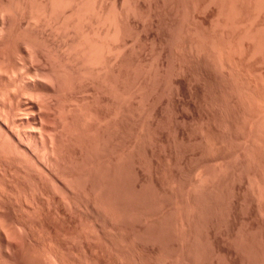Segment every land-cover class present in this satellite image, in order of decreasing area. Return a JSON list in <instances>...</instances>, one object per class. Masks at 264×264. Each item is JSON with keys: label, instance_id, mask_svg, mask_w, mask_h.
<instances>
[{"label": "bare ground", "instance_id": "bare-ground-1", "mask_svg": "<svg viewBox=\"0 0 264 264\" xmlns=\"http://www.w3.org/2000/svg\"><path fill=\"white\" fill-rule=\"evenodd\" d=\"M142 1L0 0V264H203L208 257V264L213 259L212 264H221L222 257L223 263L225 257H229L233 264H241L239 252L244 257L242 264H264V236L258 231L253 235L250 228L252 236L248 234L249 229L244 236L243 231L239 236L241 231L238 228V233L233 225L237 235L231 232L227 239L207 225V218H225L250 198L254 202L251 204H256L257 216L264 219V73L259 74L260 70L264 72V64L259 66L263 69L256 68L259 75L254 76L255 68L249 66L250 74L248 66L244 68L245 62L242 63L246 57L251 61L256 55L264 62V0H217L214 6L220 5L218 17L214 19L217 26L213 22L214 31L222 27L226 28L224 33L229 28L230 32L237 33L235 36L223 33L227 37L221 33V38L220 30H216L218 34L213 33L218 36L211 38L195 30L190 0H178L179 10L174 6L176 3L173 5V0H169L173 10L177 8L175 18L170 16V22L166 20L170 23L169 34L164 35L165 40L163 36L153 39L162 44L167 42L170 47L165 44L160 47V44L158 54L168 51L169 60L167 63L159 61L162 64L156 65V69L148 65L150 61L145 66L147 58L144 64L140 61L138 65L133 55L139 39L136 41L131 34L134 28L138 31L142 27L136 20L139 16L141 21L143 18L140 10L145 4ZM161 1L165 6L168 3V0ZM150 2L151 7L154 3ZM151 11L156 9L151 8ZM171 13L173 16L174 12ZM152 14L150 12L149 16ZM149 19L148 27L158 29L160 18L157 21L153 17L151 22ZM228 35L239 41L235 38L232 42V37L227 40ZM222 37L232 43L226 46ZM246 39L251 41L248 47ZM233 43L235 49L233 45L229 51ZM244 45L247 50L242 48L245 51L240 53L237 46L241 49ZM233 49L236 58L242 54L239 70L247 67V77L240 74L245 70L238 73ZM175 55L183 62L177 66L174 63L171 67L175 69L169 74L171 67L168 70L165 67L168 68L171 60H178ZM202 58L211 62L223 76L225 74V79L231 80L230 89L239 88V95H247L249 102L252 100L247 107L256 104L257 108H252L251 112L254 111L258 121L251 119L254 128L250 126L252 129L244 134L239 132L241 142L237 138L238 130V134L234 132L235 127L224 130L226 135L221 137L214 131L215 134H211L209 127L207 134L201 132V143L206 147L203 152L208 151L211 161L222 164H213L217 165L213 170L215 166H209L213 171L210 172L206 167L209 161L201 156L199 161L204 159V163H197L200 157L195 156L198 165L195 164L194 170L191 168L192 173L187 172L192 177L189 175L190 180H187L186 176L185 184L182 180H177L182 184L177 183L176 175L175 178L171 174V178L168 177L175 180L162 184L152 171L156 161H150L153 162L151 175L162 186L153 185V178L149 176V187L145 185L141 158L155 151L145 145L146 137L151 135L162 141L167 137L159 126L163 108L149 109L153 108L150 105L155 94H159H154L153 90L161 88L168 76L169 83L164 88L170 87L167 102L176 101V93L192 84L189 81L193 79L195 61L202 63ZM258 58L253 60L258 61ZM179 71L186 74L187 81L176 80ZM249 74L257 77L256 82L250 80L252 76L247 79ZM231 120L222 126L233 124ZM231 139L241 144L243 141L240 146L246 147L232 152ZM226 144L232 154L224 152ZM134 153L136 158H133ZM236 154L242 157L240 165L243 159V169L238 165L234 171L245 168L247 187H230L225 184L226 177L220 180L229 169L227 161ZM206 158L210 157L206 155ZM156 168L159 169L158 164ZM232 204L237 206L233 208ZM48 217L60 218L63 225H52ZM251 223L252 228L255 227ZM205 230L207 233L203 234ZM210 244L215 248H210Z\"/></svg>", "mask_w": 264, "mask_h": 264}, {"label": "rangeland", "instance_id": "rangeland-1", "mask_svg": "<svg viewBox=\"0 0 264 264\" xmlns=\"http://www.w3.org/2000/svg\"><path fill=\"white\" fill-rule=\"evenodd\" d=\"M142 1V0H141ZM147 2V3H145V2ZM167 1V0H166ZM175 1V2H174ZM210 1L211 0H190L189 1V4H190V6L189 7H192V8H190V10L192 9L193 11V16H194V18H193V23H194V27H195V30L196 31H198L199 33L201 32V34L202 35H205V36H207V37H216V36H218L219 35V37L221 38V36H223L224 34L225 35H227V33H231V34H233L234 36H235V34H237L236 32H234L233 33V31H229V30H232V29H230L229 28V32L227 31V33H224L226 30V28L223 30V28L221 29V28H219V29H215V31H214V28L217 26L216 25V21H214V19L216 20V18L218 17L217 15V10H218V8H219V5L220 4H218L216 7L214 6V5H216L217 3H218V1L217 0H215V1H211V3H210ZM144 4H145V6H144V8L142 9L141 8V10H140V8L138 9V11L140 10L141 11V15H142V21H143V19H144V24L143 23H141L142 21H141V19H139V18H141L140 16H139V18H137L136 20L140 23V25L142 26L140 29H138V31H137V29H133L132 30V32L134 33V34H131L132 35V38L134 37V39L137 41V43L136 42H134V44L135 45H137V46H135L134 48L136 49V51H133V55H134V59L136 60V62L138 63V65H139V62L141 61V63L145 60V58H147L146 60V63L145 62H143L142 64H146L145 66H147V64L149 65V66H152V69H154V66H155V69L157 68V66H160V64H162L163 63V61L164 60H166V62L165 63H167V61L169 60V54H167L168 53V51H167V53H163V55H160V54H158V52L160 51H158V49L160 48V47H162V45H164L165 43H160L159 41H157V42H159V44H157L156 45V41L155 40H153V39H156L155 37L156 36H160L159 38H161L162 36V39L164 38V35H165V37H167V35L169 34H167V32H169V25H170V20H171V18H175V12H176V10H177V8H178V10H179V7H178V5H180V7H181V3L178 1V0H173V5H174V3H176L174 6H176V7H174V10H173V7H172V3H169L170 1L168 0L167 2L169 3H166L167 5L165 6V4L163 3V1H158V0H151V4L152 3H154V5L152 4L151 5V7L149 6L150 4L148 3L149 2V0H143L142 1ZM159 3V4H158ZM180 3V4H179ZM220 3V2H219ZM157 4V5H156ZM164 4V5H163ZM170 4H171V6H170ZM159 5V6H158ZM163 5V6H162ZM169 5V6H168ZM212 5V6H211ZM153 6V7H152ZM157 6H158V8H157ZM161 6V7H160ZM168 6V7H167ZM211 6V7H210ZM156 7V8H155ZM163 7H165V8H163ZM151 8H152V10L154 9H156V11H153L155 14H152L153 12L151 11ZM172 9V10H171ZM147 10H150V12H151V14H152V17L151 16H149L150 15V12L148 13V11ZM162 10V11H161ZM171 11L172 12H174V15L172 16V14L173 13H171ZM263 11H264V7H263ZM146 12H147V14H146ZM157 12V13H156ZM170 12V13H169ZM261 13H263L262 11H261ZM157 14H158V16L159 17H157ZM217 14V15H216ZM264 14V13H263ZM263 14H262V17H263ZM143 15H145V17L143 16ZM156 15V16H155ZM151 17L152 19H153V17H154V19H156L157 21L159 20V18H160V20L158 21V25H160L159 27H158V29L157 28H153L152 29V26H151V23H150V26L151 27H148L149 25H148V19L149 18H147V17ZM170 16H171V18H170ZM215 17V18H214ZM261 17V18H262ZM147 19V22H145V20ZM151 19V20H152ZM150 20V19H149ZM151 20H150V22H151ZM166 20H168V21H166ZM259 20V19H258ZM141 21V22H140ZM161 21H162V24L164 25H162L161 24ZM197 22V23H196ZM213 22H214V24L216 25H214L213 24ZM146 23V24H145ZM197 24V25H196ZM145 27H144V26ZM161 26H163V27H161ZM168 26V27H167ZM198 26V27H197ZM220 27V26H219ZM197 28V29H196ZM136 32H135V31ZM216 30H220L219 32V34L216 32ZM240 30V29H239ZM239 30H237V31H239ZM143 31V32H142ZM224 31V32H223ZM234 31H236V30H234ZM252 31V30H251ZM138 32L140 33V34H138ZM141 32H142V35H141ZM157 32H158V34H157ZM159 32H160V34L161 35H159ZM214 32H216L217 34L215 35V34H213ZM240 32V31H239ZM238 32V33H239ZM221 33H222V35H221ZM224 33V34H223ZM253 33V32H252ZM156 34V35H155ZM134 35V36H133ZM136 35V36H135ZM137 35H139V36H137ZM142 37H141V36ZM153 35V36H152ZM221 35V36H220ZM224 35V36H225ZM232 35V36H233ZM229 37L227 38V40L229 39H231L232 40V36H230V35H228ZM136 37V38H135ZM140 37V38H139ZM153 37V38H152ZM225 37H227V36H225ZM224 37V38H225ZM232 37V38H231ZM223 38V37H222ZM223 38V40L225 41V43H226V46H227V44H229V42L227 41V40H225ZM237 39V41H239L238 40V38L237 37H234L233 38V40H232V42H234V39ZM140 40H142V41H140ZM164 40H165V38H164ZM163 40V42H165ZM247 40V39H246ZM246 40H244L245 41V44H246V46L248 47V44H249V42H251V41H248V42H246ZM223 41V42H224ZM237 41L235 40V43L236 44H238L239 45V43H237ZM222 42V43H223ZM232 42H230V43H232ZM241 42H243V41H241ZM241 42H240V44H241ZM225 43H223V46H225L224 44ZM235 43H233V44H231V47H229V51H232L230 48H232V46L235 44ZM244 43V42H243ZM243 43H242V45H240V46H243ZM161 44V45H160ZM166 44H167V42H166ZM165 44V45H166ZM220 44H221V42H220ZM235 44V45H236ZM139 45V46H138ZM160 45V47L158 48V46ZM164 45V46H165ZM235 45L233 46V48L235 47ZM168 48L170 47L169 45H166ZM225 46V47H226ZM240 46H239V48H238V46H237V49H239V51H240V53H242V50H244L245 51V49H242V48H246V50H247V47H245V45H244V47H241V49H240ZM228 47H227V49H228ZM264 47V46H263ZM148 48V49H147ZM155 48V49H154ZM167 48V50H169ZM161 49V48H160ZM163 49H166V48H164L163 47ZM235 49V48H234ZM233 49V50H234ZM134 50V49H133ZM141 50V51H140ZM151 51V52H150ZM166 51V50H165ZM236 51H238V50H236ZM239 51H238V53H239ZM135 52V53H134ZM145 53V54H143V53ZM154 52V53H153ZM234 52H235V50H234ZM153 53V54H152ZM156 53V54H155ZM160 53V52H159ZM232 53V52H231ZM238 53H237V56H238ZM243 53H245V54H243L244 56H246L247 54H246V52H243ZM165 54V55H164ZM167 54V55H166ZM182 54V53H181ZM234 53H232V55H233ZM133 55H132V59H133ZM142 55V56H141ZM146 55H148V56H146ZM151 55V56H150ZM154 55V56H153ZM161 57H160V56ZM240 55V57L237 59L235 56H236V52H235V54H234V56H233V58L235 57L236 59H234V60H236V63H235V66L237 65H239L237 68V70H239V68H240V66H241V64L242 63H244L245 62V64L247 63V65H245L244 64V68H245V66H248V68H249V66H251L250 68L251 69H253L254 70V68H255V73L253 72V75L255 74L256 75V73H257V75H259V74H261V73H264V72H262V70H260L259 68H261V69H263L262 67H259L260 65H262L261 63H263L264 64V62H263V60L261 61V59L262 58H260V60H259V58L257 57V56H259V55H256V56H254V57H252L251 58V61L250 60H247V59H249L248 57H246V60L245 59H241L242 60V63L240 62L241 60H239L240 58H241V56H242V54H239ZM262 55V54H261ZM139 56V57H138ZM162 56H164V57H162ZM167 56V57H166ZM175 56H177V58H178V60L177 59H175L174 61L175 62H172V60H171V64L168 66V68H167V66L165 67L167 70L169 69V67H171L174 63V66H177L176 64H180V63H182L183 61L180 59L181 57L180 56H178V55H175ZM174 56V58H176ZM248 56H250V55H248ZM136 57L138 58V59H136ZM144 57V58H143ZM153 57V58H152ZM258 58V61L257 60H253L254 58L255 59H257ZM150 58V59H149ZM161 58H165V59H161ZM167 58V59H166ZM133 59V60H134ZM199 59V58H198ZM200 59H201V57H200ZM199 59V60H200ZM203 59V58H202ZM153 60V61H152ZM163 60V61H162ZM198 60V61H199ZM237 60H239V61H237ZM148 61H150V62H148ZM159 61H161L160 63H159ZM196 61H197V59H196ZM195 61V64H194V71L192 72V82H190L189 81V84H191V85H189V86H191L190 87V89H189V86L188 85H186V90L184 89V88H181V90H183V92L182 91H180V93H176V95L178 96H176L177 98H174V99H176V101L174 100V102L172 101V99L171 98H173V97H171L170 99V101H171V103H170V101H169V104H168V99H169V92H167V91H169V89H170V87H169V89H164L168 84L167 83H169V80H167V77H166V80L162 83V85H161V88H155L154 90H153V92H154V94L156 93V92H159V94L158 93H156L155 94V100L153 101L154 103L155 102H157L156 104H154L153 102L151 103V105L150 106H152L153 108H149L150 110L152 109H154V107L155 106H158V107H160V108H163V109H161L162 110V113H163V119H162V122H161V124L159 125L161 128H160V130H162L163 129V131H164V133L166 132L167 134V137H165V138H163L164 140L162 141V139H159V140H157L154 136H151L150 135V137L149 136H147L146 138V140H145V145L147 146L148 145V147H151L152 148V151H155V152H152V155L154 156H150V153H149V155L147 154V152H146V154L147 155H145L144 154V156H142V158L141 159H143V162H142V169H143V173H145L144 174V177H145V182L146 183H148V182H150V180H151V178H150V180H149V176L150 177H152V175H151V173H153L152 171H154V173L153 174H155V177H156V179L157 178H159L160 179V181L162 182V184H165V185H167L168 184V182H171V181H173V179L174 178H172V179H170L171 177H170V174L172 175V177L174 176V175H176V181L178 180V181H180V180H182V181H184L183 183L185 184V183H187V180H190L189 179V177H192L191 176V174H187V172L188 173H192V172H190V171H193L194 170V168L198 165L197 163L198 162H203L204 163V159H202L203 161H199L200 159H201V156H203V158L205 157V160L206 161H209L208 163V166L206 165V167H207V170L208 171H210V172H213V171H211V170H213V169H215V168H217L215 165V167L214 166H212L213 164H215L216 162H213V161H211L212 160V156H208L209 155V153H208V151L207 150H205V151H207V153L206 152H203L204 150H203V148L204 149H206V147L205 146H202L203 145V143H201V139H202V136H203V134H207V129H209V128H211V129H209V132L212 134V133H214V132H216V135L218 136H224V135H226V133L225 132H227V128H233V127H235L236 129H234V132L236 131V130H238V133L240 132V133H242V134H244V133H247L246 131H250L252 128H254L253 127V125H251V124H253V121L252 120H256V121H258L257 119H258V117L253 113V112H251L253 109L252 108H257V106H256V104H254L253 106L254 107H252V104L249 106V107H247V105H249V103H251V99H250V102L248 101V100H246L247 98L246 97H248L247 95H244V94H242V95H239L240 93H241V91H238L239 90V88H234V89H230V88H232L231 86H232V84H230V81L228 80V79H225L226 77H224L225 76V74H224V76H223V73H220V72H218V70H216V69H214V67H213V65L212 64H210L209 63V61L207 62V61H204V59L203 60H201L202 61V63L201 62H199L198 63V61L196 62ZM254 63H253V62ZM257 61V62H256ZM148 62V63H147ZM178 62V63H177ZM204 62H207V63H205L204 64ZM249 62H250V64L251 65H248L249 64ZM152 63V64H151ZM154 63V64H153ZM204 64V65H203ZM254 64V65H253ZM157 65V66H156ZM207 65V66H206ZM212 67H211V66ZM253 65V66H252ZM256 66H258V67H256ZM263 67H264V65H262ZM196 67V68H195ZM243 67V66H242ZM249 68V69H250ZM256 68H257V70L259 69L260 70V73L259 72H256ZM171 69H175L174 67H171L169 70H168V72H169V74L171 73ZM251 69L250 70H248L247 69V67H246V70H248V71H250V74H252L251 72ZM214 70H215V73H214ZM242 70H245V69H243V68H241L239 71H238V73L239 72H241ZM246 70L245 71H243L242 73H244V74H242V73H240L242 76H244L245 74V76L247 77V73H246ZM264 70V69H263ZM180 72V73H179ZM179 72H177V76L175 77V78H177L176 80H178V82L180 81V82H184V81H187V76H186V74H184V73H182L183 71H179ZM217 72V73H216ZM218 73H220L221 74V76H220V74H218ZM259 73V74H258ZM176 74V73H175ZM179 74V75H178ZM181 74V75H180ZM217 74V75H216ZM249 74V78H247V79H250L251 78V76H252V79H250V80H253V82L255 81V79H257V77L256 78H253L254 76L253 75H250ZM264 75V74H263ZM185 76V77H184ZM212 76V77H211ZM217 76H218V78H217ZM205 77V78H204ZM224 77V82H222V79L221 78H223ZM213 78V79H212ZM184 79V80H183ZM249 80V81H250ZM211 81V82H210ZM220 81V82H219ZM182 82V83H183ZM252 82V81H251ZM252 82V83H253ZM256 82V81H255ZM232 83V82H231ZM251 83V84H252ZM164 85V86H163ZM216 85V86H215ZM224 85V86H223ZM177 87V86H176ZM175 86H174V88H176ZM181 87V86H180ZM188 87V88H187ZM224 87V88H223ZM228 89H227V88ZM167 88V87H166ZM222 88V89H221ZM157 90V91H156ZM160 90V91H159ZM175 90V89H174ZM173 90V92H176V90L174 91ZM163 91V92H162ZM184 91H186V94H185V92ZM231 91V92H230ZM238 91V92H237ZM229 92V93H228ZM161 93V94H160ZM231 93H232V95H231ZM234 93H236V94H234ZM230 94V95H229ZM159 95V96H158ZM239 95V96H238ZM158 96V97H157ZM180 96V97H179ZM231 96V97H230ZM234 96H236L235 98H237L236 100H234L235 98H233ZM164 97V98H163ZM168 97V98H167ZM244 97V98H243ZM159 99V100H156V99ZM221 98H223V99H221ZM231 98V99H230ZM233 98V99H232ZM240 98V99H239ZM244 100H243V99ZM223 100H225L224 102H222ZM227 100H228V102H227ZM188 101L190 102V104L188 103ZM229 101H233L232 103H230ZM235 101H239V102H236L235 103ZM160 102V103H159ZM242 102V103H241ZM248 103V104H246V103ZM225 103V104H224ZM228 103H230V105L228 104ZM243 103H245V104H243ZM252 103H254V102H252ZM186 104H188V105H192V106H188V105H186ZM223 104V106H221ZM234 104V105H233ZM243 105H245V106H243ZM232 106V107H231ZM234 106H236V107H238V108H234L233 109V107ZM227 107V108H226ZM241 107V108H240ZM189 108V109H188ZM192 108V109H191ZM226 110V111H223V110ZM228 109L230 110V111H228ZM249 109H250V111H249ZM221 110V111H220ZM234 111H236V112H234ZM239 111V112H238ZM243 111V112H242ZM247 111V112H246ZM151 112V111H150ZM223 112V113H222ZM227 112V113H226ZM250 112V113H249ZM235 113V114H234ZM245 113V114H244ZM252 113V114H251ZM151 114V113H150ZM223 114V115H222ZM252 116V117H249L250 115ZM167 115V116H166ZM242 115V117H240ZM151 116V115H150ZM256 117V118H255ZM151 118V117H150ZM229 120H228V119ZM233 118V119H232ZM254 118V119H253ZM232 119V120H231ZM246 119V120H245ZM252 119V120H251ZM151 120V119H150ZM224 120V121H223ZM227 120V121H226ZM231 120V123L233 122V120H234V122H233V124H230V125H228L227 127H223L222 125L224 124V123H230L229 121ZM149 121V120H148ZM227 123H226V125H227ZM254 123H256L255 121H254ZM235 124V125H234ZM244 124V125H243ZM250 124V125H249ZM239 125V127H237ZM257 125V124H256ZM230 126V127H229ZM250 126L252 127L251 129H250ZM209 127V128H208ZM243 127V128H242ZM256 127V126H255ZM147 128H148V125H147ZM222 128H224V129H222ZM149 129V128H148ZM219 129V130H218ZM247 129V130H246ZM152 130V129H151ZM211 130V131H210ZM224 130H226L224 133H223V131ZM264 130V129H263ZM200 131V132H199ZM214 131V132H213ZM220 131H221V133H220ZM149 132H150V130H149ZM153 132V131H152ZM151 132V133H152ZM203 134H202V133ZM208 132V134H210ZM264 132V131H263ZM168 133L170 134V136L168 135ZM223 133V134H222ZM235 133H237V131L235 132ZM237 133V134H238ZM238 134L237 135V138L239 139V141L241 142V140H240V138L239 137H241L242 136V134ZM175 134V135H174ZM215 134V133H214ZM221 134V135H220ZM240 135V136H239ZM205 136V135H204ZM218 136V137H219ZM239 136V137H238ZM148 137L150 138V139H148ZM155 139H154V138ZM170 137V138H169ZM198 137V138H197ZM196 138H197V140H196ZM233 138V137H232ZM151 139H153V141L151 140ZM178 139V140H177ZM184 139V140H183ZM234 139L235 140H237L236 139V137H234ZM152 142H151V141ZM177 141V142H176ZM200 141V142H199ZM231 141H232V139H231ZM239 141H232L233 143H232V145L230 144V147H231V149H230V147H227V144H226V149H225V151L224 152H233V151H237V149H239V148H245L246 146H240V145H243V141H242V144L241 143H238ZM175 142V143H174ZM183 142V143H182ZM153 143V144H152ZM182 143V144H181ZM193 143V144H192ZM189 144V145H188ZM225 144V143H224ZM234 144V145H233ZM176 145V146H175ZM238 145H239V147H238ZM157 146V147H156ZM195 146H197V147H195ZM237 146V147H236ZM224 147V146H223ZM224 147V148H225ZM157 148V149H156ZM181 148V149H180ZM224 148H221V149H224ZM228 148L231 150V151H228ZM148 149V148H147ZM150 149V148H149ZM178 150V151H177ZM241 150V149H240ZM243 150V149H242ZM245 150V149H244ZM243 150V151H244ZM246 150H247V148H246ZM246 150L244 151V152H246ZM259 150V149H258ZM171 151H172V153H171ZM198 151L200 152V151H202L203 153H198ZM223 151V150H222ZM255 151V150H254ZM260 151V150H259ZM190 152V153H189ZM195 152V153H194ZM232 152H231V154H232ZM258 151H257V149H256V152L255 153H257ZM177 153V154H176ZM192 153H194V154H192ZM260 153V152H259ZM135 154V153H134ZM197 154H199V155H197ZM258 154V153H257ZM166 155H168V156H166ZM172 155V156H171ZM191 155V156H190ZM206 155H207V157L209 158V160L206 158ZM211 155V154H210ZM150 156V157H149ZM170 156H171V158H170ZM193 156H194V158H193ZM195 156H196V158H199L198 160L196 159V162H195ZM238 156V157H237ZM137 156H136V154H135V157L133 156V158H136ZM143 157H145V158H143ZM153 158V160H151L150 158ZM154 158L156 159V160H154ZM185 158V159H184ZM240 158H242V157H240L238 154H236V155H233L232 156V158L230 159L231 161V163L229 162V161H227L228 162V164H230V167L228 166V164H227V168H229V169H226L225 171H227V172H225L224 171V173H223V177H222V175L220 176V178H223V179H220V180H222V181H224V179H226L227 178V181L225 180V184L227 185V184H229L228 186H230V187H233V186H238V185H240V186H243L244 185V187H247V186H249L245 181L246 180H244L245 179V176L247 175L246 174V172L244 171L245 170V168H244V170H242L243 168L241 167V166H243V159H242V164L240 165L239 163H240ZM146 159V160H145ZM187 159H188V161H187ZM228 159V160H229ZM137 160V159H136ZM172 160V161H171ZM193 160H194V162H193ZM146 161V162H145ZM150 161H156V162H151V163H153L152 165H154V167L153 166H151V163H149ZM168 161H170L169 163H168ZM178 161V162H177ZM159 162V163H158ZM172 162V163H171ZM211 162V163H210ZM220 162V161H219ZM219 162H217V163H219ZM133 163H134V160H133ZM166 163H167V165H166ZM205 163H207V162H205ZM216 163V164H217ZM147 164V165H146ZM157 164H158V167H159V169H157L156 168V166H157ZM170 164H172V165H170ZM195 164H197V165H195ZM220 164H222L221 162H220ZM150 165V166H149ZM161 165V166H160ZM194 167H193V166ZM219 165V164H218ZM238 165H239V167H238ZM149 166V167H148ZM165 166V167H164ZM176 166V167H175ZM183 166H184V168H183ZM212 168V167H214V168H212L211 170H210V167ZM220 166V165H219ZM219 166H218V168H219ZM153 167V168H152ZM162 167H164V168H162ZM170 167V168H169ZM236 167H238V168H242V169H240L241 171H244V172H241L240 170L238 171V169H237V171H234V169L236 170ZM153 169L152 171L150 170V169ZM154 168H156L157 170H154ZM167 168H168V170H167ZM193 170H192V169ZM132 169H133V166H132ZM131 169V170H132ZM174 169V170H173ZM191 169V170H190ZM150 170V171H149ZM168 172H167V171ZM231 170H232V172H231ZM134 171V170H133ZM136 171V170H135ZM159 171H160V173H159ZM174 173H173V172ZM247 171V170H246ZM132 172V171H131ZM148 172H150V173H148ZM234 172V173H233ZM134 173H136V172H134ZM163 173H164V175H163ZM173 173V174H172ZM150 174V175H149ZM157 174H159V175H157ZM169 174V175H168ZM227 174H229V175H227ZM232 174H234L233 176H232ZM244 174V175H243ZM246 174V175H245ZM190 175V176H189ZM133 176V173H131V177ZM135 176H136V174H135ZM158 176V177H157ZM170 178H169V177ZM188 178H187V177ZM134 177V176H133ZM133 177L131 178L132 180H133ZM138 177V176H137ZM137 177L135 178V182H136V180H137ZM148 179H147V178ZM167 177V179L169 180H167V179H165ZM187 178V180H186V178ZM226 177V178H225ZM153 178V177H152ZM162 178V179H161ZM184 178V179H183ZM155 178H153L152 180H151V182L152 181H154L153 182V185H155V186H158L159 185V183L160 182H157V181H159V180H157L156 181V179L154 180ZM148 180V181H147ZM164 180H167V181H165V183L163 182ZM171 180V181H170ZM175 180V179H174ZM177 181V183H179V184H182V182L180 183V182H178ZM186 181V182H185ZM221 181V183L222 184H224V182H222ZM133 182V181H132ZM156 182V183H155ZM134 183V182H133ZM145 183V185H150L149 183L148 184H146ZM155 183V184H154ZM158 183V184H157ZM167 183V184H166ZM243 183V184H242ZM157 184V185H156ZM231 184V185H230ZM153 185H152V187H153ZM165 185H163V186H165ZM154 186V187H155ZM160 186H162L161 184L159 185V187ZM149 187H151V186H149ZM159 187H156V188H159ZM247 199L248 198H246V201H247ZM250 199H252V198H250ZM250 199H248L249 201H250ZM249 201H247L246 203H244L245 202V200H244V204H245V207H244V205H243V203H241L242 205H241V207H243V208H241V207H239L238 208V206L236 205V204H232V207L234 208L235 207V205L237 206V208H234V210H232L233 211V213H230L227 217L226 216H224L225 218H219V220H218V218L216 219V218H211L212 219V221L214 222H212L211 221V219L210 218H207V220L209 219V221H210V224H208L209 223V221H208V223H207V225H210V227L215 231V233L216 232H218L217 234L219 235L220 234V237H224V238H227L226 236L227 235H229L231 232V234H234V235H237V232L236 231H238V228H239V230L241 231V233L240 234H238L239 236L244 232V234H242L243 236L246 234L245 233V231L247 232L248 231V229H249V231H248V234H250L252 231V234L253 235H256V234H254V231H255V233H260V235L262 236H264V225H263V223H264V219L263 218H260V217H258L257 216V214H256V211H255V208H256V204L255 205H253L254 204V202L253 201H250V204L248 203ZM251 202H253V204H251ZM247 204V205H246ZM253 205V206H252ZM232 208V209H233ZM236 209H238V210H236ZM241 210V211H240ZM234 215H235V217H234ZM49 219H48V221H49V223H51L52 225H55L56 227H59L61 224H62V221L60 220V218H58V217H56V218H51V217H48ZM243 218H245V219H243ZM9 218H7V220H8ZM216 219V220H215ZM59 220L61 221V223L59 222ZM207 220H206V222H207ZM215 220V221H214ZM217 220H218V222H217ZM223 220V221H222ZM258 220H260L259 222H258ZM262 220H263V222H262ZM9 221V220H8ZM12 221V220H11ZM10 221V222H11ZM211 222H212V224H211ZM236 224H235V223ZM251 222H253V224H254V226L255 227H253L252 228V223ZM255 222H256V224H255ZM9 223V222H8ZM60 223V224H59ZM215 223H216V225H215ZM10 224V223H9ZM57 224H58V226H57ZM214 224V227L212 226ZM250 224V225H249ZM260 224H262V225H260ZM34 224L32 223V226H33ZM36 225V224H35ZM34 225V226H35ZM63 225V224H62ZM233 225H235V233L233 232ZM215 226H216V228H215ZM237 226V227H236ZM243 226V227H242ZM250 226V227H249ZM260 226V227H259ZM262 226V227H261ZM62 227V226H61ZM207 227H209V226H206V230H207ZM230 228V229H229ZM244 230H243V229ZM250 228H251V232H250ZM262 228V229H261ZM229 229V230H228ZM232 229V230H231ZM254 229V230H253ZM206 230H205V232H203V234H205V233H207L206 232ZM209 230H210V228H209ZM213 230H210V231H213ZM208 231V230H207ZM240 231H238V233L240 232ZM243 231V232H242ZM256 231H258V232H256ZM209 232V231H208ZM250 232V233H249ZM247 234V235H248ZM252 234H250L251 236H252ZM260 235H257V236H260ZM249 236V235H248ZM44 238V237H43ZM228 239V238H227ZM228 241V240H227ZM148 244V243H147ZM147 244H145V246L147 245ZM212 244H210V246H211ZM148 246V245H147ZM210 248H215V247H213V245L210 247ZM243 256V254H241L240 252H239V260L242 258H244V257H242ZM209 259H210V257H208ZM208 258H206V260H208ZM223 258V257H222ZM222 258H221V264L223 263V260H222ZM229 258V257H228ZM227 258V259H228ZM213 259V258H212ZM211 259V260H212ZM226 259V257H225V259H224V263L223 264H229L230 262L232 263V261H231V259L229 258V260H227ZM241 259V260H242ZM205 260V259H204ZM203 260V264H204V262H206L205 264H208L207 263V261L205 260L204 261ZM214 260V259H213ZM213 260L212 261H210L211 263H209V264H212V262H213ZM229 261V262H226V261ZM240 260V262H241V264H242V261ZM209 261V260H208ZM226 262V263H225ZM244 262H246V260L244 261ZM243 262V263H244ZM230 263V264H231ZM247 263V262H246ZM245 263V264H246ZM99 264H101V263H99ZM233 264V263H232Z\"/></svg>", "mask_w": 264, "mask_h": 264}]
</instances>
